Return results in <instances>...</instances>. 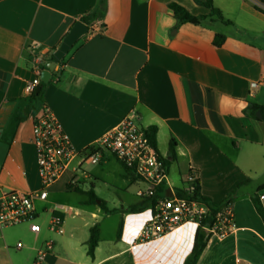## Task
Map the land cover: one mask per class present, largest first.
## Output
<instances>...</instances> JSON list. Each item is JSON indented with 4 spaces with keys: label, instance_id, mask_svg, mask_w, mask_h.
<instances>
[{
    "label": "crops",
    "instance_id": "obj_1",
    "mask_svg": "<svg viewBox=\"0 0 264 264\" xmlns=\"http://www.w3.org/2000/svg\"><path fill=\"white\" fill-rule=\"evenodd\" d=\"M204 1L0 0L2 188H40L32 128L43 101L79 151L135 109L144 128L156 127V148L170 161L166 196H178L188 174L195 173L203 197L232 205L233 230L209 240L197 264H264V222L253 202L257 196L264 208V113H247L251 105H264V10L257 5L264 4L213 0L229 24L210 17L177 27L170 3L206 15ZM83 17L90 18L89 33L57 63L49 82L41 81L43 94L26 96L36 63L43 71ZM216 35L225 36L221 47L214 45ZM252 82L259 83L254 90ZM73 179L77 187L69 190ZM100 183L115 185L116 201L97 193ZM142 189L111 156L99 165L70 170L50 188L48 200L37 203L39 234L28 224L0 228V264H34L48 240L54 248L42 264H184L198 226L187 223L161 239L139 242L151 213L128 209L142 200ZM68 193L82 199L70 202ZM53 215L63 221L62 234L50 230ZM94 226L100 240L90 257L87 243ZM20 241L23 247L17 248Z\"/></svg>",
    "mask_w": 264,
    "mask_h": 264
},
{
    "label": "built area",
    "instance_id": "obj_2",
    "mask_svg": "<svg viewBox=\"0 0 264 264\" xmlns=\"http://www.w3.org/2000/svg\"><path fill=\"white\" fill-rule=\"evenodd\" d=\"M257 5L264 10V5L259 3ZM91 28L95 31L100 30L96 25H92ZM36 59L38 60L37 57ZM40 64L41 62L36 63L35 77L25 84L26 96L33 97L41 84ZM258 86L257 82L250 84L252 90ZM140 120V114L133 109L112 131L89 148L79 151L64 132L58 117L43 101L33 117L32 128L40 188L37 191L24 192L4 190L0 185V228L28 224L33 234H39L41 226L37 222L39 217L37 203L48 200L50 188L62 180L70 170L80 171L84 163L99 165L111 156L136 181L144 185V189L139 193L142 199L158 196L156 203L146 209L151 213V217L140 231L139 242L161 239L187 223H194L198 228L202 227L207 236L215 239L228 236L234 228L231 203H224L212 219L204 203L176 195L166 196L163 191L160 192V188L165 189L168 168L163 156L152 143L147 128L140 124ZM196 180L195 173H189L185 180L184 192L193 193ZM77 183L76 179L71 180L67 189L74 190ZM50 230L59 234L64 232L61 217L57 215L51 217ZM22 247L23 242H18L17 248ZM53 248L54 241H46L38 249L34 264H42Z\"/></svg>",
    "mask_w": 264,
    "mask_h": 264
},
{
    "label": "trees",
    "instance_id": "obj_3",
    "mask_svg": "<svg viewBox=\"0 0 264 264\" xmlns=\"http://www.w3.org/2000/svg\"><path fill=\"white\" fill-rule=\"evenodd\" d=\"M257 1L264 4L263 0H257ZM200 4L209 10V14L194 15L191 12H189L185 7H183L182 5H180L178 3H170L168 6H169V9L172 11L173 16L177 20V27H179L180 25L186 24V23H191V24H195V25L200 24L202 21H204L210 17L229 24V21L225 20L221 10H219L218 8H216L214 6L213 0H205L204 2H200ZM262 10L263 9H261V11ZM89 19L87 17H83L82 21L85 23H89ZM224 41H225V36L216 35L214 38V45L216 47H221L222 44L224 43ZM63 61H64V59L61 60L59 63H62ZM42 94H43V91H40L38 94H34L33 98H38ZM258 111H262L264 113V105H251L250 108L247 110V113H250L252 116H255V114ZM147 133L150 136L152 143L156 146V142H157L156 141L157 140L156 139L157 138L156 127L147 128ZM169 153H170L171 160H174L176 158L175 142L174 141H171ZM164 162L168 168L170 166V161L166 160L164 158ZM260 189H264V185H262L260 187ZM162 191L164 192V189L160 188V192H162ZM88 194H89L92 202L97 200L96 195L92 191L88 192ZM178 197L183 198V199L198 200V201L204 203L208 207L209 213H210V216L212 217V219H214L216 213L221 209V207L223 205L220 203H215L211 199L203 197L201 195L199 180H196L194 183V192L193 193L189 194V193H186L184 191H180L178 193ZM157 198H158V196L148 198V199H142L139 203L131 206L128 209V212L129 213L143 212L147 208H149L150 206H153L156 203ZM253 202L255 204L257 212L259 213V215L261 216V218L263 219V222H264V208H263V205H262L260 199L257 196H255V197H253ZM105 210H106V212H111V211L107 210L106 208H105ZM122 226H123V224L121 223L119 226V230H118V235H117L118 238H120V236H121ZM99 240H100L99 228H98V226H94L90 229V238H89V241L87 243L88 255L90 257L94 256L95 249L97 248V246L99 244ZM207 243H208L207 233H205V231L202 227H199V230H198V233L196 236V240L194 243V247H193L190 255L186 258L184 264H197L201 255L203 254V252L207 246Z\"/></svg>",
    "mask_w": 264,
    "mask_h": 264
},
{
    "label": "water",
    "instance_id": "obj_4",
    "mask_svg": "<svg viewBox=\"0 0 264 264\" xmlns=\"http://www.w3.org/2000/svg\"><path fill=\"white\" fill-rule=\"evenodd\" d=\"M89 33V26L82 22L76 21L75 24L70 29L69 33L64 37L61 45L57 48L53 54V61L46 65V68L42 71L41 81L43 83H48L51 79V74L57 66V63L64 59V57L69 53L71 48L75 43L84 35ZM41 91V86L36 90V94ZM261 116V112L257 113ZM205 231V230H204ZM206 233V231H205Z\"/></svg>",
    "mask_w": 264,
    "mask_h": 264
},
{
    "label": "rangeland",
    "instance_id": "obj_5",
    "mask_svg": "<svg viewBox=\"0 0 264 264\" xmlns=\"http://www.w3.org/2000/svg\"><path fill=\"white\" fill-rule=\"evenodd\" d=\"M110 182H115V179H109ZM108 182V181H107ZM97 193L102 196L103 198H106L107 200L112 202V199L114 201L117 200V196H119V193L117 192V189L115 185H112L110 183H100L98 186ZM112 198V199H111ZM68 199L70 202L76 203L77 201L82 199V196L76 193H68ZM229 233V232H228ZM208 236V242L209 240L215 239V237Z\"/></svg>",
    "mask_w": 264,
    "mask_h": 264
}]
</instances>
